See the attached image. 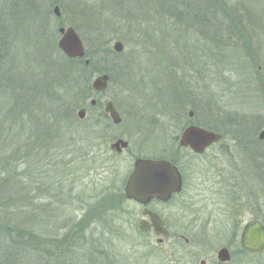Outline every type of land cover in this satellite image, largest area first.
<instances>
[{
    "label": "rangeland",
    "instance_id": "1",
    "mask_svg": "<svg viewBox=\"0 0 264 264\" xmlns=\"http://www.w3.org/2000/svg\"><path fill=\"white\" fill-rule=\"evenodd\" d=\"M207 1H210L209 5L223 9L228 19L237 22V26L219 23L221 40L227 47L216 46L211 51L212 57L207 54L209 58L194 51L200 46L204 49L215 47L217 43L197 37L199 43L196 44V39L187 38L188 41H182L189 49L182 50L179 25L165 22L169 12L152 6L153 12L151 5L154 2H150L149 10L144 1L140 6L141 13L130 19L133 23L107 24L106 33H103L111 39L110 48L117 41L123 45L121 53L114 52L120 57L104 61L107 63L105 69H109L107 72L111 75L107 90L99 95L91 91L93 94L88 99L86 95L80 97L78 91L68 95L73 99L71 109L76 118L79 110L85 111L89 120L83 129L87 132L96 130V126L90 130L87 126L103 113L104 103L111 100L122 119L120 128L111 133L117 132V138L129 141V149L115 153L108 137L97 139L88 147L83 139L85 131L81 127L78 129V118L76 124L62 122L50 126L45 136L31 134L29 149L24 150V144H17L16 150L8 155L11 166L5 175L14 178V186L10 183L9 187L16 191H9L5 196L13 195L12 198L21 204L19 212H12L10 202H6L10 207L1 213L9 216V224L36 236L49 233L55 240L67 234L70 243L74 239L75 244L89 238L88 230L96 226H103V234H106L105 226L116 222L126 209L125 205L118 204L116 197L121 194L122 185L132 169L133 156H149L161 149L173 151L174 138L180 135L182 125L189 120V111H192L195 123L222 122L223 140L201 157L192 158L188 153H181L195 176L192 177L195 186L189 191L191 204L184 213V221L196 228L195 235H186L192 241L190 246L194 251L198 247L200 255L212 254L218 248L228 246L232 252L230 264H264V252L249 255L238 250L239 234L246 223L261 218L258 221L264 225V141L258 139L264 129V0ZM26 2H18L23 15L11 28V42L15 43L16 52L14 63L25 71V76L34 81L42 80L37 73L47 74L50 59L62 54L57 47L60 26L53 14L55 6L59 7V18L63 15L74 22L66 23L64 27L75 29L85 52L90 51L92 62H96L99 53L94 40L96 28L103 29L105 23H97L98 26L86 23L81 10L86 4L81 0ZM60 4L65 9L62 10ZM174 30L178 32L172 33ZM232 38L248 41L254 48L249 53H242L243 48ZM257 44L259 48H256ZM227 49L233 53L225 52ZM101 74H90L89 85ZM51 80L57 93L58 77ZM15 93L12 92V96ZM92 99L100 102L99 108L90 105ZM3 101L4 97L0 95V105ZM194 108L197 113L192 110ZM237 112L250 117V125L238 134L229 121ZM150 121L153 122L149 124ZM29 125L38 127L37 124ZM20 147L23 150L18 153ZM13 174L19 176L13 177ZM4 199H0V203ZM16 214H19L18 218H15ZM128 242L116 241L115 248L126 254L132 250L130 246L139 243L136 236L134 242H129L132 245ZM190 246H185L184 250H191ZM150 249V258L143 263L160 264L162 248L156 245L154 238ZM83 250L75 252L77 261L75 259L74 264H115L109 252L107 260L102 258L95 263L82 260L80 253ZM135 250L133 255L148 251L144 247ZM185 260H189L187 255Z\"/></svg>",
    "mask_w": 264,
    "mask_h": 264
},
{
    "label": "trees",
    "instance_id": "2",
    "mask_svg": "<svg viewBox=\"0 0 264 264\" xmlns=\"http://www.w3.org/2000/svg\"><path fill=\"white\" fill-rule=\"evenodd\" d=\"M21 1L27 3L26 0ZM81 1L83 4L87 5L84 9H81L83 10L82 17L86 23H90V26H92L91 24L93 23H95L96 26H98L97 23H105L103 24V29L98 28L99 26L96 28L97 35H95L94 38L95 44L98 46V60L96 59L95 63L92 62L90 51L85 52L84 58L74 60H67L62 54H59L57 58L54 56L53 59H50L51 66L47 74H43L42 72L40 74L37 73L38 77H43V79L39 81L37 78V80L35 79L34 81L29 76H25V74H23L25 71H23L22 68L19 69V66L14 63L16 52L14 50L15 43L11 42L13 36V30H11V28L13 29V23L19 21L21 15H23L20 7H18V2H20V0H0V95L4 97V101L0 105V199L5 198V204H3L4 202L0 203V264H74L72 257L69 259L57 257V255L59 256L61 253H65L71 244L67 239L69 237L67 234H63L60 238L55 240L49 233L36 236L34 233L24 228L8 223L7 220L9 216H3L1 211L11 206L13 209L12 212L15 210L19 212L21 204L18 200L12 198L13 195L9 197L5 196L9 191H16L15 188L12 189L9 187L10 183L14 186V178L11 179V175L5 174L10 172L9 166H11V164L10 161H8L9 153L16 150L17 144H24V150L29 149L31 147L29 142L31 134L42 137L48 134L50 126L52 125L58 126V124H62V122L66 124H76V122H78V119L74 116L73 110L71 109V107L73 108V99H71V95L68 94H72L73 91H78L80 97L86 95L88 99V97L93 94L89 85L90 74H101L102 72L109 75L111 81V75L107 72L109 69H105L107 63L104 61L110 60V57L111 59L114 56L120 57V55L112 52V48H110L109 44L111 39H108L109 37L107 38L103 33H106L107 24L132 22L130 19L141 13L140 6L144 1H146L144 2L145 5L149 6V10L150 2H154V4L151 5V10L153 12V7H156L159 11L169 12V17L165 15L167 17V21L165 22L179 25L178 34L179 42H181L179 44L182 50L189 49V46L182 41H188L187 38L191 40L196 39V44L199 43L197 37L200 38V40L201 37L204 38L208 43H217L215 47L205 49L198 45L199 48L194 51V53L201 52L204 54L203 57L206 56L209 58L212 53L211 51L217 48L216 46L227 47L221 40L223 36L219 23H230L231 26L237 23L234 20L228 19L223 9L220 7L218 9L214 5H209L211 3L207 0ZM60 5L62 10L65 9L64 5ZM76 6L77 5H73V7ZM57 23L58 26L64 27L67 25L66 23L74 22L68 21L61 15V17L57 19ZM243 23H246V21H243ZM238 26H240V24H238ZM112 27L113 26H109V28ZM177 32L178 30L172 31L174 34ZM232 41L243 48L242 53L246 51L249 53L254 48L253 45L251 48V44L248 41L242 40L239 42L236 39ZM255 46L259 48L258 44ZM225 52L233 53L230 52L229 49L225 50ZM234 52H236V50H234ZM257 52L258 51H256V53ZM86 59L89 60L88 66L84 64ZM99 64H101V66H99ZM56 77H58L57 93L54 91L56 90V88H54V81L51 80ZM12 92L15 93L13 96ZM54 93L57 95H54ZM100 105V102L96 101L95 107L99 108ZM194 109L192 110L196 112L197 109ZM103 116H105L103 113H99V115L91 121V124H89L93 127L96 126L94 132H87L83 129L86 124L85 122L89 120L88 118L77 123L78 129L81 127V129L85 131L84 133L86 136L83 137V139L89 144L88 147L91 146L93 141L98 139L99 120H97V117ZM248 118L250 117H245L240 112L235 113L232 118H229L231 127L233 126L235 133H242L247 129L246 125H250ZM258 123L261 124L260 121H258ZM29 124H37L36 126L39 128H31ZM251 124H254V121H251ZM197 125L216 133L222 134L223 132V129L220 127L223 125L222 122L199 121ZM91 128L92 127L88 129L90 130ZM22 150L23 149L20 147L18 153ZM30 174L31 173H29V175ZM12 176L17 177L19 175L13 174ZM19 184L20 180L17 181V185ZM7 201L10 202V206L6 203ZM18 215L19 214H16L15 218H18ZM260 219L261 218H255V220ZM241 252L243 253V251Z\"/></svg>",
    "mask_w": 264,
    "mask_h": 264
},
{
    "label": "flooded vegetation",
    "instance_id": "3",
    "mask_svg": "<svg viewBox=\"0 0 264 264\" xmlns=\"http://www.w3.org/2000/svg\"><path fill=\"white\" fill-rule=\"evenodd\" d=\"M95 105L96 100L94 106ZM190 112L191 116L188 115L189 120L183 123V129L180 135L174 138L175 145L173 151L161 149L159 153H155L149 156H133V165L134 162L138 159L168 162L172 167L176 169V173L178 176V184L176 185V189L172 190L169 196H166L164 198L153 196L149 198L145 203H141L134 199H128L125 196L124 192L127 179L133 170L132 165V169L128 174L124 184L122 185V192H120L121 194L117 195L116 197V200H118V204L121 203L126 206V209L119 214V217L117 219H115L116 222L113 221L111 222L112 224L110 223V225L105 226V229L107 231L106 234H103V226H96L95 229L90 228L88 230L89 238H87L80 244H75L74 239H72V245L67 249L65 253H61L59 255L60 258L64 257L66 259H69L70 257H72V261L74 262V260L77 258L75 256V252H77L78 249L83 250L84 248L86 250H83V253H80L82 260L88 259L89 261L94 263L98 260H102V258L107 260V255L109 252L111 255L110 258H114L115 264H144L143 262L150 258L151 239L154 238V240L156 241V245L162 248V259L160 264H230L232 258L230 247L222 246L215 250L212 254L200 255L199 253L201 252V250L197 247L194 251V248L190 246L192 242L191 239L186 237V235L189 234L195 235L196 230L194 226L189 225L191 224L190 222L188 223L187 221H184V213L186 209H188L189 204H191L192 197L189 195V191H191V188L195 186L192 179V177L194 178L195 176L193 171L189 170V168L187 167V160L184 158V156H181V153L183 152L186 155L188 153V156L192 158L201 157L212 146L220 144L223 140V135L218 133L221 135V139L215 144L209 146L200 155L194 153L189 148L180 147L179 137L181 136L184 129L189 126H198L197 123H195L193 120V112L189 111V113ZM104 115L105 116L103 117L97 118V120H99V133L97 134V138L99 139L108 137L112 141L111 144H113L117 140H122V138H117L115 136L117 132L111 133V131H115L116 129L120 128L122 119L119 124H113L109 116H107L105 113ZM85 118L80 121L85 120ZM152 122L153 121H150L149 124H151ZM87 127L90 128L93 126L89 125ZM127 139L130 140L129 138ZM128 149L129 143L126 149H121V151L115 153L120 154L122 151H126ZM179 177L181 181L180 188ZM113 223H115V226ZM125 236L129 237L125 239ZM135 236L137 237L139 243L136 245H132L133 243L131 244L129 242H134ZM239 238L238 250L241 251ZM116 241L118 243L129 241L128 243L132 245L130 246L132 250L129 251L127 249L128 252L126 254L124 252H120L115 248ZM185 246H190L191 250H184ZM137 247L147 248L148 251L140 255H133L132 253L136 251L135 249ZM221 249H227V251L229 252L230 260L228 262H220L218 260V253ZM184 251L188 252L184 253ZM186 255L189 257V260H185Z\"/></svg>",
    "mask_w": 264,
    "mask_h": 264
},
{
    "label": "water",
    "instance_id": "4",
    "mask_svg": "<svg viewBox=\"0 0 264 264\" xmlns=\"http://www.w3.org/2000/svg\"><path fill=\"white\" fill-rule=\"evenodd\" d=\"M53 14L56 18L60 16L58 6L53 8ZM60 38L57 43L58 49L68 59H81L85 56L83 43L73 27H60L57 30ZM112 50L119 54L123 51V45L115 42ZM88 65V60H85ZM109 83V76L101 74L95 77L90 88L95 93H103L106 91ZM95 100L90 101V105L94 106ZM103 112L109 116L113 124H119L121 118L117 112L113 102L108 100L103 105ZM86 116L83 109L77 112L79 120ZM191 116V113H189ZM221 139V135L205 130L198 126H189L184 129L179 137V146L191 149L196 154H202L209 146L215 144ZM258 139L264 141V129L259 133ZM128 143L124 140H117L111 144V150L115 152L126 149ZM178 184V176L176 169L168 162L138 159L134 162L133 170L127 179L125 186V196L128 199H134L141 203H145L149 198L155 196L164 198L169 196L172 190L176 189ZM181 185L179 177V188ZM158 230V229H157ZM239 245L242 251L248 254H260L264 251V225L256 220L246 223L240 233ZM220 262H228L230 260L227 249H221L218 253Z\"/></svg>",
    "mask_w": 264,
    "mask_h": 264
}]
</instances>
